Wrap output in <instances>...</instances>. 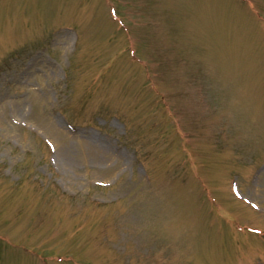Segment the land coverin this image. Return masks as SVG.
Listing matches in <instances>:
<instances>
[{
    "label": "rangeland",
    "instance_id": "obj_1",
    "mask_svg": "<svg viewBox=\"0 0 264 264\" xmlns=\"http://www.w3.org/2000/svg\"><path fill=\"white\" fill-rule=\"evenodd\" d=\"M0 264H264V0H0Z\"/></svg>",
    "mask_w": 264,
    "mask_h": 264
}]
</instances>
